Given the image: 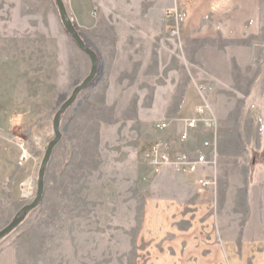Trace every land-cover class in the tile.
I'll use <instances>...</instances> for the list:
<instances>
[{"label": "rangeland", "instance_id": "1", "mask_svg": "<svg viewBox=\"0 0 264 264\" xmlns=\"http://www.w3.org/2000/svg\"><path fill=\"white\" fill-rule=\"evenodd\" d=\"M63 1L72 22L71 7L79 4L99 23L89 40L100 57L97 73L62 114L42 201L0 240V264H142L143 208L149 197L165 193L154 191L159 171L145 153L155 139L173 152L186 150L179 137L194 115L199 84L207 88L205 117L214 119L216 132L200 125L187 143L196 140L193 153L204 138L212 140L204 165L222 206L258 207L262 199H246L245 192H264V18L255 38L178 42L145 29V16L170 14L161 7L165 0ZM1 23L31 32L41 24L37 30L48 45L39 72L46 82H25L23 114L7 120L9 133L2 138L0 229L34 198L53 116L90 70L88 55L64 30L53 0H0ZM151 37L158 38L160 53ZM119 38L129 43L133 63L106 59L120 57L105 49ZM157 122L164 130L155 129ZM20 143L28 154L24 162ZM245 217L237 215L238 222Z\"/></svg>", "mask_w": 264, "mask_h": 264}, {"label": "crops", "instance_id": "2", "mask_svg": "<svg viewBox=\"0 0 264 264\" xmlns=\"http://www.w3.org/2000/svg\"><path fill=\"white\" fill-rule=\"evenodd\" d=\"M161 7L171 13L145 16V29L154 36L169 33L178 42L192 38L244 40L258 37L262 32L264 0H165ZM71 9L80 36L93 48L89 40L99 31L98 21L79 4H73ZM37 24L36 31L41 27ZM36 31L16 24H0L1 151L5 145L2 138L9 133L7 120L23 114V104L27 101L25 82H46L45 73L41 76L39 72L41 57L45 64L48 41L45 34ZM109 38L113 45L115 38ZM154 38L151 37L153 49L160 53L159 40ZM127 45V40L119 38L117 46L105 49L106 54L120 57L106 59L133 63V53L128 52ZM95 53L98 63L100 57ZM32 70L38 74L31 75ZM195 141L183 144L182 149L192 152ZM205 151L209 155V150ZM210 173L206 165H201L196 173L172 166L159 171L153 189L156 193L163 190L165 195H153L144 205L139 230L142 264H264V192L261 196L249 189L245 192L246 199H262L258 207L254 203L250 206L247 203L248 206L239 210L224 207L217 185L212 193ZM240 214L246 216L245 223L238 222ZM253 215L260 216L257 224Z\"/></svg>", "mask_w": 264, "mask_h": 264}, {"label": "built area", "instance_id": "3", "mask_svg": "<svg viewBox=\"0 0 264 264\" xmlns=\"http://www.w3.org/2000/svg\"><path fill=\"white\" fill-rule=\"evenodd\" d=\"M171 13V10H167ZM175 34L176 32H172ZM206 86L203 84L196 85V91L198 93L197 104L194 108V115L187 120H185V130L181 133L179 139L184 144L190 140V133L194 132L200 125L206 129L211 130L215 134V121L209 117H205L208 112L207 104L204 98V92L206 91ZM165 128L163 122H157L155 124V129L162 131ZM22 148V153L20 156V162H24L28 159L27 151L23 148L22 143L19 144ZM212 145V140L204 138L200 146L194 151V157H191L187 150H182L178 153L173 154L171 148L159 139L151 141L149 147L145 153V160L149 166H151L155 171H160L165 166H172L177 170H181L189 173H196L201 165H204L208 160V155L205 150L209 149Z\"/></svg>", "mask_w": 264, "mask_h": 264}, {"label": "water", "instance_id": "4", "mask_svg": "<svg viewBox=\"0 0 264 264\" xmlns=\"http://www.w3.org/2000/svg\"><path fill=\"white\" fill-rule=\"evenodd\" d=\"M53 2L57 8L60 22L64 30L71 37L76 46L88 55L90 59V70L88 75L83 79L81 83H79L73 88L70 96L59 106V108L55 112L52 120L53 138L46 145L43 157L39 164L35 196L31 202L24 205L20 209V211L12 218V220L6 226L0 229V240L10 234L14 229H16V227L25 219L27 214L41 203L44 191V178L46 166L50 160L54 147L61 139V116L74 103L79 93L89 86V84L94 79L97 73V55L95 51L89 46H87L82 37L80 36L76 26L68 15L64 1L53 0Z\"/></svg>", "mask_w": 264, "mask_h": 264}]
</instances>
